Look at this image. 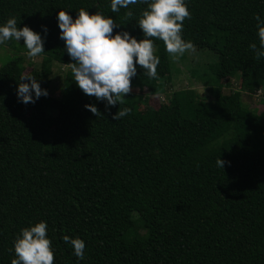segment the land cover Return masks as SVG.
<instances>
[{
    "label": "trees",
    "instance_id": "1",
    "mask_svg": "<svg viewBox=\"0 0 264 264\" xmlns=\"http://www.w3.org/2000/svg\"><path fill=\"white\" fill-rule=\"evenodd\" d=\"M185 3L191 18L182 38L215 53L214 79H238L240 89L174 92L142 114L140 105L165 94L172 81L170 56L155 38L157 77L137 65L132 78L149 97L128 94L124 104L106 109V101L67 77L58 106L48 102L53 64L73 63L59 38L60 10L73 19L80 8L101 12L119 25L113 35L127 31L139 41L137 21L147 4L114 13L111 0H0V26L15 18L18 28L41 35L45 49L41 65L29 64L26 73L23 39L1 44L17 55L0 62V264L15 258L21 229L41 221L54 264H264V109L243 100L264 89V57L256 59L249 47H259L255 16L264 20V0ZM23 74L47 96L21 102ZM124 107L130 113L113 120ZM65 235L85 242L83 260Z\"/></svg>",
    "mask_w": 264,
    "mask_h": 264
},
{
    "label": "clouds",
    "instance_id": "2",
    "mask_svg": "<svg viewBox=\"0 0 264 264\" xmlns=\"http://www.w3.org/2000/svg\"><path fill=\"white\" fill-rule=\"evenodd\" d=\"M138 2L147 4L137 21L144 36L139 41L127 31L113 35L114 28L119 25L101 12L90 14L80 8L75 19L65 10L57 13L59 38L65 42V49L73 61L67 65L74 82L84 94L98 101H106V109L124 104L126 96L132 92V78L137 75V65L149 78L157 77L160 59L155 55L153 38L163 41L174 62L185 52L196 51L193 43L186 42L181 35L184 20L191 18L185 0H111V11L119 12L121 8L127 9ZM125 15L130 18L133 13L128 11ZM255 19L259 47L256 43H251L249 47L255 52V58L260 59L264 57V20L259 15ZM44 31L47 33L46 27ZM13 39L17 42L23 39L29 58H35L45 51L44 39L39 33L28 26L18 28L17 20L9 18L0 26V44ZM19 81L17 96L24 104L35 103L36 99L48 94L41 89L37 79L28 74L21 75ZM85 107L96 117L102 115L95 105ZM130 111L128 107L118 109L112 119L123 118ZM216 163L223 169L225 161L218 158ZM47 227L46 222L41 221L21 229L13 241L15 258L11 264H54ZM62 239L73 246L76 257L84 259L85 242L82 239L66 235Z\"/></svg>",
    "mask_w": 264,
    "mask_h": 264
},
{
    "label": "rangeland",
    "instance_id": "3",
    "mask_svg": "<svg viewBox=\"0 0 264 264\" xmlns=\"http://www.w3.org/2000/svg\"><path fill=\"white\" fill-rule=\"evenodd\" d=\"M195 49V52H185V54L175 62L170 57L172 81L168 84L167 92L165 94L149 97L146 89H142L140 86L132 84V92L130 94L142 96L143 98L149 97L147 103L140 105V111L142 114H148L151 109H158L162 103L169 101L174 92L195 90L202 96H208L210 90L214 87L223 88L225 93L240 89V81L238 79H214L210 67L215 66L218 63L219 59L215 53L209 50ZM16 55V51L0 44L1 65L6 63L7 57L13 58ZM25 58L27 66L26 73H29L32 70L29 64L39 67L43 55L39 54L35 58H29L26 55ZM67 77H73L70 67L54 63L48 106L53 108L58 106L59 98L63 90V83ZM262 99H264V89L258 92L255 96L249 97L244 95L243 97L244 102L251 109L258 112H261L264 109ZM28 107L29 106L26 105V109H28Z\"/></svg>",
    "mask_w": 264,
    "mask_h": 264
},
{
    "label": "built area",
    "instance_id": "4",
    "mask_svg": "<svg viewBox=\"0 0 264 264\" xmlns=\"http://www.w3.org/2000/svg\"><path fill=\"white\" fill-rule=\"evenodd\" d=\"M260 92V91H259Z\"/></svg>",
    "mask_w": 264,
    "mask_h": 264
}]
</instances>
